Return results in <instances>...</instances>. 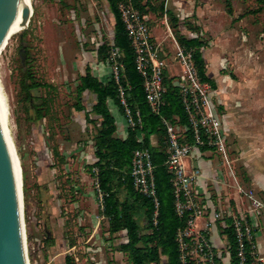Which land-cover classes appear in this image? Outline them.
I'll list each match as a JSON object with an SVG mask.
<instances>
[{
    "label": "rangeland",
    "instance_id": "obj_1",
    "mask_svg": "<svg viewBox=\"0 0 264 264\" xmlns=\"http://www.w3.org/2000/svg\"><path fill=\"white\" fill-rule=\"evenodd\" d=\"M151 1L158 9L149 8L148 27L166 59L168 80L181 72L174 27L186 36L198 31L204 48L219 56L218 76L231 81L229 109L236 123L227 139L230 162L214 152L225 172L224 197L238 191L237 181L257 190L250 183L249 164L259 157L264 161V0H186L189 15L173 0ZM31 4L28 23L5 38L0 49V94L22 176L28 264H66L68 256L71 264H132L129 253L118 248L124 234L110 232L98 206L97 123L76 107L80 77L103 60L97 52L100 42L112 41L114 15L107 0ZM194 5L203 7L201 16ZM169 11L178 17L174 27ZM113 55L110 49L111 66L117 59ZM90 95L83 94L87 107ZM141 223L145 226L146 220Z\"/></svg>",
    "mask_w": 264,
    "mask_h": 264
},
{
    "label": "built area",
    "instance_id": "obj_2",
    "mask_svg": "<svg viewBox=\"0 0 264 264\" xmlns=\"http://www.w3.org/2000/svg\"><path fill=\"white\" fill-rule=\"evenodd\" d=\"M126 30L135 51V63L142 74L146 99L152 111L160 113L165 103L164 94L167 88V62L160 56L159 47L152 40L148 27L149 15L136 7L132 1H121L119 4ZM175 38V37H174ZM178 45L176 58L180 62L181 72L173 82L180 88L182 102L187 112L189 124L172 122L163 117L167 128L168 156L165 163L172 172V184L175 193V209L181 216H187L184 226L177 231V241L180 251L181 264H231V251L228 239L222 245L216 244L212 238V227L217 221L223 228L232 225L236 237V255L239 264H264V255L257 242L258 229L256 228L259 215L264 213V198L254 188H245L237 181L238 192H244L249 208L246 211L235 212L229 206L228 210H219L213 206L208 197L195 187V181L201 174L198 164L188 167L186 158L193 155L202 147L213 148L223 158L230 162L227 146L228 130L223 116L215 102L214 87L210 80L202 79L194 63L193 50ZM113 56L117 57L115 65L111 66L110 57L106 64L110 68L107 81L112 76L119 81L120 67L123 64L118 59V50L112 48ZM114 61V60H113ZM121 105L124 110L108 99L109 106L115 118L121 116L126 124L138 128V136L142 134L140 126L142 116L139 109L133 111L128 104L125 89L120 86ZM183 138V140H182ZM155 164L149 147H139L133 151L131 176L137 191L152 198L155 206V216L158 214L160 204L156 179ZM96 182V197L103 216L105 207V192L100 186L98 166L93 167ZM100 215H98L99 217ZM101 216V217H103ZM198 217H206L202 226L197 225ZM230 219V221H229ZM124 234L125 231H121ZM123 239V238H122ZM224 250H220V248ZM225 251V256L223 252ZM227 255L229 258L227 259ZM227 259V260H226Z\"/></svg>",
    "mask_w": 264,
    "mask_h": 264
},
{
    "label": "trees",
    "instance_id": "obj_3",
    "mask_svg": "<svg viewBox=\"0 0 264 264\" xmlns=\"http://www.w3.org/2000/svg\"><path fill=\"white\" fill-rule=\"evenodd\" d=\"M114 15V35L111 42L103 41L97 46L98 56L105 60L110 49L118 50V59L123 64L119 70V81L113 76L107 81L101 80L88 69L80 77L77 90L81 94L80 103L76 104L79 111H83L86 120L95 119L98 129L94 136V153L96 160L93 164L99 168L98 178L105 192L104 214L109 219L111 233L125 231L119 249L127 251L132 264H181L180 251L177 241V231L186 223L187 216H181L175 209V193L172 184V172L165 160L168 156L167 128L163 117L172 122L189 124L187 112L182 102L180 88L173 79L166 81L164 94L165 103L160 113L152 111L146 99L144 78L135 63V51L126 30L119 7L121 1H132L141 12H148L149 8L157 10L151 0H107ZM163 7V3L160 5ZM228 10L232 12L231 4ZM170 13L171 26H176L178 17ZM174 35L181 45L193 50L194 63L202 79L215 81L207 73V63L202 47L205 42L200 35L186 36L176 27ZM33 82L32 85H39ZM125 89L128 104L133 111L139 109L142 116L140 126L141 138L137 127H128L125 137L117 134V123L108 99L123 109L120 98V86ZM95 94V100L90 106L83 103L85 91ZM42 116V113H38ZM157 136V143L152 142V136ZM149 147L155 164L157 194L160 201L158 214L155 216L156 206L151 197L137 191L131 176L133 151L139 147ZM145 219V226L141 219ZM230 221V219H229ZM227 232L231 264H239L236 255V237L232 225L223 228ZM70 256L66 264H71Z\"/></svg>",
    "mask_w": 264,
    "mask_h": 264
},
{
    "label": "crops",
    "instance_id": "obj_4",
    "mask_svg": "<svg viewBox=\"0 0 264 264\" xmlns=\"http://www.w3.org/2000/svg\"><path fill=\"white\" fill-rule=\"evenodd\" d=\"M186 0H173L174 5H177L180 10L185 11V15H189L190 10L186 9L187 6L184 5ZM197 10V15L201 16V10L203 7L194 5V10ZM200 22V19H198ZM190 36L199 35L198 31H190ZM205 46L202 47L203 55L207 63V73L210 78H213L215 81L214 87V96L218 107L222 105L223 113L221 112L224 123L230 135V130L236 126L235 123V114L229 109V99L231 97L230 92L227 90V86L231 84L228 77H219V69H217L218 55L216 53L209 52L210 49H205ZM210 56V57H209ZM212 60L214 63H212ZM224 59H222V64H224ZM224 66V65H223ZM91 71L94 75L98 76L101 80H105L107 75L110 72L109 66L105 61L101 60L98 63L91 65ZM90 96H93L91 99L92 103L95 100V94L87 90ZM86 92V91H85ZM84 92V93H85ZM242 101L238 100L236 104L242 107ZM113 112V111H112ZM117 123V134L125 137L128 133V128L121 116H116ZM228 135V136H229ZM155 136V135H153ZM152 142L157 143L153 140ZM213 148L202 147L197 149L193 155L186 158V163L188 167H191L194 164H198L201 169V174L198 179L195 181V187L202 192V194L208 197L209 201L219 210L226 211L229 206H231L233 211L241 212L246 211L249 208V201L242 193H239L237 190L230 191L227 196L224 197L223 188L225 183V172L222 166L216 161L217 154L214 153ZM249 174H250V183L257 189L256 192L264 198V161L259 157L258 161H254L249 164ZM224 180V181H223ZM224 182V183H223ZM239 182V181H238ZM240 183V182H239ZM247 201H246V199ZM247 202V204H246ZM206 217H198L197 225L202 226ZM202 220V221H201ZM258 224L256 228L260 234L257 235V242L259 249L264 255V213L259 215L257 218ZM217 226L212 227V238L216 244L222 245L227 238L226 234L223 232V227L220 224V221H217ZM263 225V226H262ZM262 236V237H261Z\"/></svg>",
    "mask_w": 264,
    "mask_h": 264
},
{
    "label": "water",
    "instance_id": "obj_5",
    "mask_svg": "<svg viewBox=\"0 0 264 264\" xmlns=\"http://www.w3.org/2000/svg\"><path fill=\"white\" fill-rule=\"evenodd\" d=\"M26 0H0V34L11 32L31 8ZM24 56V51H22ZM23 208L16 182L11 147L0 119V264H28Z\"/></svg>",
    "mask_w": 264,
    "mask_h": 264
},
{
    "label": "bare ground",
    "instance_id": "obj_6",
    "mask_svg": "<svg viewBox=\"0 0 264 264\" xmlns=\"http://www.w3.org/2000/svg\"><path fill=\"white\" fill-rule=\"evenodd\" d=\"M25 5H29L30 8H31L32 7L31 0H26ZM25 25L26 24H23V18H22L20 23L15 27V29L13 31L8 32V33H4V34H0V49H1V47H2V45L4 43V41H5V38H7L10 35H13L14 33H17ZM6 114L7 113H6L5 108L3 107V103H2V100H1V94H0V119H1V122H2V126H3V129H4V132L6 134V137L8 139L9 144H10V147H11V152H12V157H13V162H14L16 182H17V185H18V191H19V197H20V209H21V213H22V208H23V194H22L23 186L21 184L22 183V176H21L20 164H19L18 156H17L13 141H12L11 136H10L9 128L7 126ZM23 227H24V223H23Z\"/></svg>",
    "mask_w": 264,
    "mask_h": 264
}]
</instances>
